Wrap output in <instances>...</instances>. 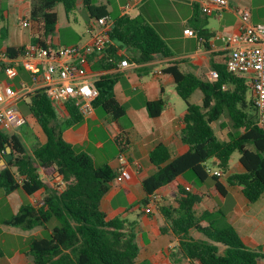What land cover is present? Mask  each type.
Masks as SVG:
<instances>
[{"label":"trees","instance_id":"trees-1","mask_svg":"<svg viewBox=\"0 0 264 264\" xmlns=\"http://www.w3.org/2000/svg\"><path fill=\"white\" fill-rule=\"evenodd\" d=\"M76 3L77 0H31L29 18L38 27V35L32 39V44L47 47L45 39L55 34L58 25L55 8L62 4L69 15ZM84 3L90 12H99L96 17L108 15L95 6L93 0H84ZM2 13L0 0V17ZM113 19V27L108 33L113 45L101 55L89 57L88 65L96 63L93 70L116 68L124 58L118 55V48L137 53L135 60L139 63L151 62L155 55L174 57L168 44L142 16L123 15ZM199 37L207 38L203 31H199ZM24 48L8 47L6 51L16 58L23 55ZM212 67L219 74L215 81L183 72L177 62L164 70L173 76L176 93L186 105L184 128L179 136L189 149L173 159L164 144H158L150 152L149 161L157 170L141 183L144 196L137 203L140 207L147 208L159 189L187 174L197 185L212 180L218 192L224 195L220 178L207 171L209 163L227 175L228 184L241 186L250 203H256L264 196V130L257 125L248 80L229 72L225 62H214ZM115 83L116 80L106 78L96 82L99 96L93 101V107L113 120H120L126 117V109L115 98ZM196 91L203 94L200 104L190 102ZM29 97L28 112L42 128L46 142L35 144L30 154L20 136L0 130V152H4L0 162L5 159L7 147L13 154L12 160L0 164V189L11 193L21 188L32 195L46 188L40 170L47 180L59 179L60 182L43 198L41 205L24 204L6 221L8 225L26 230L56 221L48 237L30 241L27 255L35 264H149L137 262L140 251L135 230L137 222H129L121 214L108 218L102 208L104 197L119 177L118 171L109 165L96 166L89 154L76 152L63 139L64 127L78 125L85 119L75 103L66 104L68 117L62 126L43 88L34 90ZM165 105L164 98L148 101V115L151 118L160 116ZM224 117L228 122L221 123L220 127L228 128V132L227 138L221 139L214 123ZM118 144L123 152L125 143L119 140ZM236 152L240 154L239 162L244 171L230 173V162ZM121 184L127 194L126 180ZM176 202V207H158L168 224L161 232L173 233L181 255L191 264H264L262 250L248 247L233 226L219 221L218 212H197L195 207L200 203L197 194L179 188Z\"/></svg>","mask_w":264,"mask_h":264},{"label":"crops","instance_id":"crops-1","mask_svg":"<svg viewBox=\"0 0 264 264\" xmlns=\"http://www.w3.org/2000/svg\"><path fill=\"white\" fill-rule=\"evenodd\" d=\"M93 1L95 6L100 7L113 18L123 15L142 16L159 33L174 54V57L169 59L155 55L151 62L139 63L135 60L138 58L137 53L126 48H118V55L128 60L129 67H120L119 62L114 69L93 70L96 63L87 64V72L95 86L96 82L102 78L116 80L114 95L117 102L125 107L126 117L113 120L95 110L80 124L64 127L62 133L63 139L72 145L76 152L89 154L96 166L109 165L114 170L120 166L118 157L122 153L118 141L122 140L125 143L123 153L127 156L128 164L124 169L132 176L131 179L126 180L128 193L124 192L122 178L119 176L104 197L102 208L108 218L121 214L129 222H137L135 230L140 248L137 262L191 264L181 255L177 247L178 240L173 233L161 232L162 229L168 228V224L158 211L161 205L176 207L179 188L187 187H190L191 193L200 197V203L195 207L198 213L218 212L219 221L233 226L248 247L261 249L264 253V196L256 203H250L244 196L241 186L227 183V175L220 178L225 189L224 195L218 192L212 180L197 185L189 179L187 174L178 176L171 184L159 189L154 196V201L147 208L137 204L144 196L142 181L157 170L149 161L150 152L158 144H164L169 148L173 159L185 154L189 149L179 136L184 128L183 116L186 105L176 93L173 76L164 70L171 63L177 62L181 71L193 73L208 81L210 71L214 70L213 63L226 60L225 45L222 42L212 41V37L216 33L237 32L241 9L250 10L253 23H264V14H260V9H264V0H228L229 9L219 16L204 15L198 0H138L136 5L127 12L123 11L127 0ZM256 1L262 2L259 10L258 7L255 8ZM3 2L9 4L6 10L7 16L19 12L23 22L26 20L31 22L30 0H1L2 4ZM55 11L57 12V7ZM75 12L83 16L85 25L83 31L81 33L77 31L76 26H73V22L76 23L77 19H71L66 12L64 13L65 23L61 25L57 12L59 18L57 29L53 36L45 39L47 45H86L91 42L87 32L88 25L99 12L96 10L90 12L84 0H77L76 8L72 13ZM3 21L5 17L2 15L0 23ZM24 28L30 30L28 35L19 32L8 22L3 25L0 29V51H6L8 47L18 48L30 45L32 39L38 35V27L31 22L30 27ZM187 28L198 33L203 31L204 36L207 37L206 40L186 36L184 30ZM62 29L68 30L67 36L60 34ZM22 81L33 91L42 86L41 83H34L25 70L20 71L18 79L12 82L7 81L0 71V84L10 82L19 86ZM198 92L199 97L193 101V97ZM29 94L24 101L30 100ZM202 97L203 94L196 91L190 97V102L200 104ZM160 98L166 100V105L160 116L151 118L147 113L146 103ZM19 109L25 116L23 108ZM57 113L58 123L63 126L68 114L65 109ZM31 118L34 125L32 128L27 122L24 126L10 132L23 138L22 141L30 154L35 144L46 142L42 128L32 115ZM208 166L210 170L217 171L210 164ZM243 171L240 162L234 167L231 166L230 169V173ZM40 173L46 182V188L32 195L26 194L21 188L11 193L0 189V264H35L33 258L27 255L30 241L46 237L55 227V225L49 227L48 223L46 226L26 230L20 226L6 224L7 220L19 212L22 205L38 206L48 192L55 189L60 182L59 179L47 180L42 170ZM121 195L123 200H119ZM196 237L202 238L200 235Z\"/></svg>","mask_w":264,"mask_h":264},{"label":"built area","instance_id":"built-area-1","mask_svg":"<svg viewBox=\"0 0 264 264\" xmlns=\"http://www.w3.org/2000/svg\"><path fill=\"white\" fill-rule=\"evenodd\" d=\"M137 1L127 0L123 11L132 9ZM198 5L207 16H219L230 6L228 0H198ZM113 23L114 19L110 15L93 19L87 29L91 42L86 45L41 47L31 43L24 48L23 55L16 58L10 57L7 51H0V71L11 82L18 79L21 69L27 71L34 83L42 84L40 88L45 90L57 112L66 110V104L73 101L79 113L86 118L95 111L93 101L99 96V90L90 78L86 65L91 55H101L113 45L108 37ZM23 26L30 27L31 22L26 20ZM184 34L188 37H199V33L190 28L185 29ZM212 41L225 45V64L228 71L248 80L256 109L257 125L264 130V23H253L250 10L241 9L237 32L216 33ZM119 65L125 68L130 63L123 59ZM218 76V72L212 70L208 80L215 81ZM32 91L23 81L19 86L10 82L0 84V130L10 133L27 124V118L17 107V103ZM1 154L4 152H0ZM118 161L119 176L122 180L131 179V173L124 169L128 164L126 154L122 152ZM207 171L219 178L223 176L219 170L212 171L208 168ZM186 190L189 191L190 187ZM42 203L43 200L39 205Z\"/></svg>","mask_w":264,"mask_h":264},{"label":"rangeland","instance_id":"rangeland-1","mask_svg":"<svg viewBox=\"0 0 264 264\" xmlns=\"http://www.w3.org/2000/svg\"><path fill=\"white\" fill-rule=\"evenodd\" d=\"M261 5H262V2L259 3V2L256 1L255 8L258 7V10H259V7ZM8 7H9V4L6 3V2H3V4H2V8H3L2 15L5 17V21H3V22L0 23V29H1V27L3 25H5L8 22L10 26L14 27L19 32L28 35V33H29L30 30L28 28H24L22 26L23 19H21V16H20L19 12H18V14H11L10 16H7L6 15V10L8 9ZM25 12H26V10H25ZM57 12H58V14L60 16V23H61V25H64V23H65V14L64 13L65 12H64V8H63V5L62 4H60V5L57 6ZM260 14H264V9H260ZM69 17H71V19H77V22L76 23L73 22V26H76L77 31H79V33H81L83 31L84 26H85L84 25L83 16L79 12H75V13L69 14ZM67 32H68V30L62 29L60 34H62L63 36L66 34V36H67ZM199 95L200 94L198 92V94L193 97V101H196L197 98L199 97ZM181 101H183V100H181ZM29 102H30L29 99H25V101L24 100L19 101L17 103V107L23 108L22 110L24 111V114L27 117L28 125H29V127L32 128L34 125H33V122H32L31 115L28 112V104H29ZM97 112L98 113H101V112H99V110H97ZM223 122H228V119L225 118V117L224 118H221L219 121H217V122L214 123V128L216 130L217 135L221 139H226L227 138L228 128L221 129L220 125ZM20 139L22 140L23 138L20 137ZM239 159H240V154L238 152L234 153L232 155V159H231V166L232 167L236 166V164L239 163ZM209 164L211 165V163H209ZM123 199L124 198L121 195L120 198H119V200H123ZM52 225H56V221L55 220H52V221L49 222V227H51ZM48 236L49 235H47L46 237H48Z\"/></svg>","mask_w":264,"mask_h":264},{"label":"water","instance_id":"water-1","mask_svg":"<svg viewBox=\"0 0 264 264\" xmlns=\"http://www.w3.org/2000/svg\"><path fill=\"white\" fill-rule=\"evenodd\" d=\"M6 152L7 154L5 156V159L1 161V165H4L6 162H9L10 160L13 159V154H12L10 147H7Z\"/></svg>","mask_w":264,"mask_h":264}]
</instances>
